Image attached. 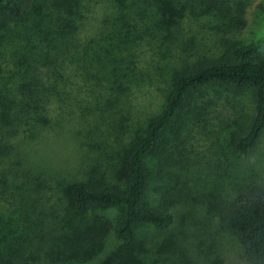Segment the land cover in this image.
<instances>
[{
	"label": "trees",
	"instance_id": "1",
	"mask_svg": "<svg viewBox=\"0 0 264 264\" xmlns=\"http://www.w3.org/2000/svg\"><path fill=\"white\" fill-rule=\"evenodd\" d=\"M122 1L0 0V197L12 207L0 212V264H63L109 246L107 264H137L143 246L136 226L151 224L164 230L174 218L175 206L191 193L182 172L172 178L171 173L167 181L164 175L170 170L165 167L162 194L157 203L151 201L145 158L167 129L172 132L182 112L200 116L204 107L197 101L205 87L226 88L233 95L253 92L247 127L233 137L238 151L253 147L264 132V56L258 55L254 42L231 47L220 56H202L189 44L176 43L180 32L173 28L181 9L164 6L142 15L136 11L139 0L121 5ZM201 1L215 8L223 5L222 0ZM100 4L108 11L92 34L83 35L85 13ZM232 20L243 24L239 18ZM145 46L151 59L143 64ZM155 55L164 64L153 60ZM167 74L171 90L164 108L146 121L142 137L113 150L116 159L111 164L123 170L122 188L94 164L86 176L66 184L56 199L41 192L44 178L34 174L25 144L51 124L52 114L70 113L76 104L71 116L75 122L98 124L107 118V124H127L117 104L154 77ZM169 140L175 148L172 134ZM234 192L214 209L244 254L264 264V185L251 181ZM56 202L61 210L52 206ZM108 207H121L122 215L112 218L102 211ZM78 217H85L86 225L69 230ZM187 232L186 264H217L205 259L201 238ZM43 239L49 243L42 245ZM172 245L178 253L179 241Z\"/></svg>",
	"mask_w": 264,
	"mask_h": 264
},
{
	"label": "rangeland",
	"instance_id": "2",
	"mask_svg": "<svg viewBox=\"0 0 264 264\" xmlns=\"http://www.w3.org/2000/svg\"><path fill=\"white\" fill-rule=\"evenodd\" d=\"M130 2L123 0L121 5ZM147 2L136 1V11L142 14L146 10L148 13L164 6L181 9L178 24L173 28L175 32H180L176 43L189 44L199 55L220 56L231 47L254 42L258 55L264 56V0H222L223 5L216 8L212 3L201 0ZM104 7L102 4L96 5L85 13L81 30L83 35L92 34L99 25L103 14L108 11H104ZM232 18L241 19L243 24H234ZM149 59L151 51L145 46L141 62L144 64ZM153 60L164 64L156 55ZM170 82L169 74L163 78L154 77L151 83L117 104V111L123 112L127 124H107V118L98 124L75 122L71 116L77 111L76 104L68 109L70 113L63 112L60 117L52 114L51 124L26 142L28 151L24 150L34 166V174L44 178L45 185L41 192L51 195L50 199H56L66 184L76 177L86 176V169L94 164L100 165L107 180L122 188L125 181L123 170L119 165L111 164L116 159L113 150L121 143L128 145L144 135L146 121L165 106L171 90ZM199 97L197 105L204 107L200 116L182 112L173 122L175 128L172 132L170 128L167 129L160 144L145 158L151 175L148 187L151 201L157 203L162 194L159 187L165 167L170 172L164 178L169 181L173 173L181 171L191 193L186 194L185 203L175 206L174 218L164 230H157L151 224L136 226L140 236L139 245L143 246V250L138 252L137 264H186L183 251L187 253L190 250L189 238L185 235L187 231L194 238H201L200 249H203L208 262L263 264L244 254L236 235L226 228L214 209L231 198L235 188L241 184L257 181L264 185V132L259 141L245 152L238 151L233 145L235 133L247 127L248 115L254 108L253 92L245 90L233 95L226 88L209 86L203 89ZM171 134L176 143L174 149L170 147ZM52 206L62 209L57 202ZM9 208L12 207L0 197V212ZM102 211L112 218L122 215L121 207L102 208ZM78 218L71 220L73 227L69 230L86 225L85 217ZM198 219H201L200 222ZM43 225H46L45 222ZM177 240L181 251L178 253L172 245V241L176 243ZM48 243V239H43L42 245ZM110 248L68 258L63 264H107Z\"/></svg>",
	"mask_w": 264,
	"mask_h": 264
}]
</instances>
